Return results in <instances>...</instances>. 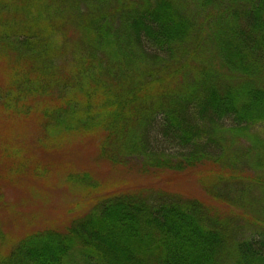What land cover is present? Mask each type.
Here are the masks:
<instances>
[{
  "label": "trees",
  "instance_id": "16d2710c",
  "mask_svg": "<svg viewBox=\"0 0 264 264\" xmlns=\"http://www.w3.org/2000/svg\"><path fill=\"white\" fill-rule=\"evenodd\" d=\"M12 129L154 175L205 169L220 205L246 198V161L264 193V0H0L1 163L18 158ZM67 168V186L97 189ZM27 169L18 160L0 178ZM91 203L15 239L0 223V264H264V227L239 237L206 199L126 191Z\"/></svg>",
  "mask_w": 264,
  "mask_h": 264
},
{
  "label": "rangeland",
  "instance_id": "374dc122",
  "mask_svg": "<svg viewBox=\"0 0 264 264\" xmlns=\"http://www.w3.org/2000/svg\"><path fill=\"white\" fill-rule=\"evenodd\" d=\"M13 131L9 141L18 148V158L12 157L11 160L8 159V162L6 160L0 162V170L7 172V169L10 170L13 163L16 164L18 160L20 163H26L28 169L11 182L2 181L0 178V193L2 202L5 204L3 208L0 207V223L8 239L18 238L28 231L45 225L60 226L62 221L68 220L69 216L78 215L79 212L87 210L91 202L100 195L126 191H144L145 193L166 191L177 193L182 197L197 196L206 199L207 202L216 205L220 214L231 216L230 225L236 229V235L239 237L264 227V200L260 198L261 196L264 198V193L250 184L249 178L253 176L254 170L251 165L246 164V161L238 164V172H236L245 179L237 185H245L246 198L238 203H231L233 199H228L231 202L226 200L220 205V201L214 203L208 200L210 196L206 194L199 182V178L207 174L205 169L181 174L176 178H173L172 173L168 171L154 175L150 170L142 171L141 162L138 159H130L122 166H118L101 161L95 154L79 155L75 152L69 154L68 151L64 155V152L40 149L35 143L26 142L31 137L26 135L27 132L20 133L22 129ZM242 144L249 145L248 142ZM68 157L75 160L74 166L73 162L71 167L68 165ZM65 160L67 161L63 166L69 167L68 170H73L74 167L77 172L87 170L91 180L98 184L97 189L87 192L67 186L63 181L64 172L60 170L63 168L61 162ZM38 165L49 167L46 177H39L30 172L34 166ZM210 170L211 178L218 174L219 167L216 166ZM223 175L226 177V172ZM221 185L224 186L220 189L226 192L227 184Z\"/></svg>",
  "mask_w": 264,
  "mask_h": 264
}]
</instances>
